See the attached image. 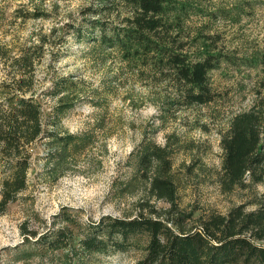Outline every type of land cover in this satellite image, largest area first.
<instances>
[{"label": "rangeland", "instance_id": "obj_1", "mask_svg": "<svg viewBox=\"0 0 264 264\" xmlns=\"http://www.w3.org/2000/svg\"><path fill=\"white\" fill-rule=\"evenodd\" d=\"M38 1L0 0V45L17 54L46 38L44 55L34 67L44 129L59 134L89 132L90 144L51 177L47 141L37 142L27 190L0 215V264H66L36 257L24 263L14 259L15 247L24 240L23 225L38 234L57 229L61 221L55 216L62 210L81 228L104 216L136 214L146 188L131 180L130 154L149 142L157 147L171 144V177L183 212L196 217L209 211L224 213L243 203L247 210L254 208L249 203L264 192V186L221 193L216 173L222 160L220 132L232 114L250 107L257 92L264 96V65L251 68L246 62L253 54L264 61V0H178L191 4L182 21L189 52L198 56L200 41L210 35L208 45L221 60L208 74L214 102L177 109L170 106L172 83L139 75L136 66L120 63L117 53L94 50L86 37L77 41L67 25L92 21L80 11L94 0H49L42 5L49 15L46 19L15 18L19 6ZM65 77L76 84L56 96L54 83ZM61 97L70 107L62 114L55 109ZM2 178L0 172V182ZM150 203L159 211L168 208L162 201ZM194 224L189 220L184 227ZM138 258L132 250L101 255L87 264H133Z\"/></svg>", "mask_w": 264, "mask_h": 264}, {"label": "trees", "instance_id": "obj_2", "mask_svg": "<svg viewBox=\"0 0 264 264\" xmlns=\"http://www.w3.org/2000/svg\"><path fill=\"white\" fill-rule=\"evenodd\" d=\"M48 1L19 6L14 16L44 20L49 15L42 5ZM189 7L178 0H94L80 11L92 21L67 27L77 41L86 37L94 50L117 53L119 62L136 66L139 75L172 83L171 107H204L215 100L208 74L218 68L221 54L208 45L210 35L200 41L198 56L189 52L182 38V21ZM46 43L43 38L38 46L24 47L17 54L0 45V215L27 190L37 142L47 141L51 177L58 176L64 164L90 144L89 132L59 134L44 129L34 67ZM257 59L254 54L246 59L248 67L264 65ZM75 84L68 77L60 78L53 94H62ZM65 99L61 97L55 106L60 114L70 108ZM227 124L220 132L222 160L216 173L221 193L264 186V96L257 92L250 107L232 114ZM170 145L157 147L149 142L130 154L131 180L146 188L136 214L104 216L81 228L62 210L55 216L61 221L57 229L38 234L23 225L24 240L15 247L14 259L87 264L101 255L135 250L139 258L133 264H264V192L249 203L252 210L243 203L224 213L209 211L196 217L185 213L171 177ZM150 201H162L168 208L159 211ZM189 220L195 224L186 229Z\"/></svg>", "mask_w": 264, "mask_h": 264}]
</instances>
